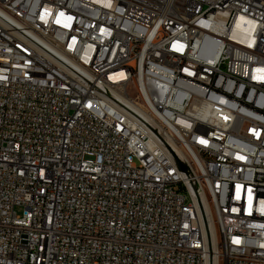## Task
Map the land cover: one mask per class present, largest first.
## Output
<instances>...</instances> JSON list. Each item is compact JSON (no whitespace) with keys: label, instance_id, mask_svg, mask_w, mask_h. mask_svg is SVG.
I'll use <instances>...</instances> for the list:
<instances>
[{"label":"built area","instance_id":"built-area-1","mask_svg":"<svg viewBox=\"0 0 264 264\" xmlns=\"http://www.w3.org/2000/svg\"><path fill=\"white\" fill-rule=\"evenodd\" d=\"M0 264H264V0H0Z\"/></svg>","mask_w":264,"mask_h":264}]
</instances>
